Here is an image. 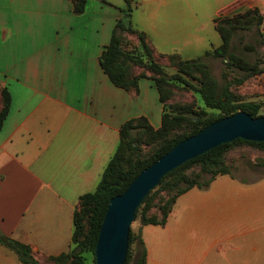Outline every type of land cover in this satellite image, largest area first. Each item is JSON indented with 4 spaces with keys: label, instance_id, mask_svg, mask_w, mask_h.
<instances>
[{
    "label": "crops",
    "instance_id": "1",
    "mask_svg": "<svg viewBox=\"0 0 264 264\" xmlns=\"http://www.w3.org/2000/svg\"><path fill=\"white\" fill-rule=\"evenodd\" d=\"M124 6L86 0L77 14L71 0H0V89L10 94L0 129V232L42 264L72 247L78 199L96 188L120 126L139 116L161 123L153 80L127 91L99 63ZM249 8L263 23L264 0H135L131 21L156 56L192 59L220 45L216 17ZM136 227L146 264H264V175H219L179 195L164 225ZM0 264L24 263L0 244Z\"/></svg>",
    "mask_w": 264,
    "mask_h": 264
},
{
    "label": "trees",
    "instance_id": "2",
    "mask_svg": "<svg viewBox=\"0 0 264 264\" xmlns=\"http://www.w3.org/2000/svg\"><path fill=\"white\" fill-rule=\"evenodd\" d=\"M73 12L81 13L86 0H71ZM121 15L113 28L109 42L103 46L99 63L110 81L127 91H137L140 78L153 80L162 103L161 123L152 127L145 116L125 121L119 130L118 145L104 167L101 178L93 191L82 194L73 213L72 247L58 255L44 257L43 264H96L94 250L99 229L111 197L121 194L130 182L146 167L169 151L176 143L223 117L245 111L253 117L264 115L261 104L247 99L239 92V86L252 76L264 72L263 60L247 59L236 53L232 40L239 30L255 28L256 43L246 44L245 50L255 51L262 43L260 30L262 15L257 8H249L232 15L215 18V29L220 34L219 46L205 51L202 56L182 59L170 54L162 59L156 56L144 32L132 25L131 12L135 0H124ZM128 35L137 39L134 44ZM208 57L220 58L224 67L218 79L211 71ZM174 68L167 73L164 63ZM264 92V79L261 82ZM189 88L197 94L200 106L189 102H172L173 90ZM10 107V94L0 89V129ZM153 144L144 152L142 145ZM253 147L264 154V141L235 138L192 158L163 175L135 210L134 220L140 225H164L179 195L192 187L206 188L219 175L232 172L227 160L228 151L234 145ZM264 167V156L253 162ZM133 220V221H134ZM0 244L12 250L24 264H42L35 258L32 248L0 232ZM89 253H91V258ZM90 258V259H89ZM124 264H146L140 228H129L128 247Z\"/></svg>",
    "mask_w": 264,
    "mask_h": 264
},
{
    "label": "water",
    "instance_id": "3",
    "mask_svg": "<svg viewBox=\"0 0 264 264\" xmlns=\"http://www.w3.org/2000/svg\"><path fill=\"white\" fill-rule=\"evenodd\" d=\"M235 138L264 141V115L253 117L245 111H238L210 123L176 143L143 169L121 194L111 197L95 245V263L124 264L135 210L163 175L185 161Z\"/></svg>",
    "mask_w": 264,
    "mask_h": 264
},
{
    "label": "rangeland",
    "instance_id": "4",
    "mask_svg": "<svg viewBox=\"0 0 264 264\" xmlns=\"http://www.w3.org/2000/svg\"><path fill=\"white\" fill-rule=\"evenodd\" d=\"M235 14V13H234ZM232 15V14H231ZM264 27V20L262 25L260 26V30ZM258 38L255 28L249 30H239L233 37L232 44L233 49L236 53L244 55L247 59H255L259 57L263 60L261 66L264 68V35L259 37L262 43H258L256 45L255 51L245 50V45L248 43H256V39ZM209 66L211 68L212 73L219 79L221 72L223 70L224 64L220 58L210 59L208 61ZM165 70L167 73H172L174 68L168 66L167 63H164ZM264 79V74L260 73L256 76H252L244 81L243 85L239 87V89L243 88L245 97H249L253 101H257L261 104L260 112L264 114V92L262 91L261 82ZM170 101L172 102H189L192 103L194 107L200 106L202 101L198 99L197 94L194 93L189 88H177L173 90V95ZM153 144L150 145H142V149L144 152H148L151 150ZM264 154L259 150L246 146V145H234L227 154V160L232 165L233 174L244 180H252L256 179L262 175H264V167H257L253 165V162L262 159ZM139 220L136 219L131 223V229L137 232V224ZM192 250L195 248L189 249L190 261L194 263L195 259L193 256L195 254ZM91 258V253H89ZM89 258V259H90Z\"/></svg>",
    "mask_w": 264,
    "mask_h": 264
}]
</instances>
